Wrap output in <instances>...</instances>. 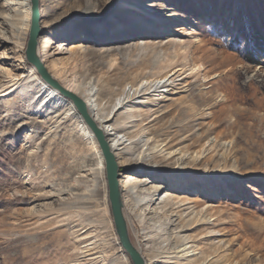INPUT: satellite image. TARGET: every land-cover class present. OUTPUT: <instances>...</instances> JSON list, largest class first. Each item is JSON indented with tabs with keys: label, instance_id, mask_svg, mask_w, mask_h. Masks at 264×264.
<instances>
[{
	"label": "rangeland",
	"instance_id": "1",
	"mask_svg": "<svg viewBox=\"0 0 264 264\" xmlns=\"http://www.w3.org/2000/svg\"><path fill=\"white\" fill-rule=\"evenodd\" d=\"M24 2L0 0V264H133L95 134L65 96L41 102ZM40 3L48 71L121 132L147 264H264V0Z\"/></svg>",
	"mask_w": 264,
	"mask_h": 264
},
{
	"label": "water",
	"instance_id": "2",
	"mask_svg": "<svg viewBox=\"0 0 264 264\" xmlns=\"http://www.w3.org/2000/svg\"><path fill=\"white\" fill-rule=\"evenodd\" d=\"M31 5L32 20L25 52L26 58L28 62L36 68L39 75L46 83L57 89L62 95L73 102L76 109L79 111L81 116L95 134L105 160L108 183V199L111 204L115 229L119 237V241L125 251L129 254L133 264H147L146 260L143 258L139 250L132 244L129 237L128 224L123 213L124 204L122 201V191L120 184V178L122 174L120 173L117 156L111 149L103 129L91 116L86 100L81 95L67 89L64 85H62L55 77H53V75L45 67L44 62L41 60L39 56V39L42 36L43 29L41 27L40 0H31Z\"/></svg>",
	"mask_w": 264,
	"mask_h": 264
},
{
	"label": "bare ground",
	"instance_id": "3",
	"mask_svg": "<svg viewBox=\"0 0 264 264\" xmlns=\"http://www.w3.org/2000/svg\"><path fill=\"white\" fill-rule=\"evenodd\" d=\"M24 15H25V17L26 18H29L30 19V17H31V12H32V7H31V3H30V0H25V2H24ZM25 26H26V28H24V30H22V33H24V34H26V32L27 31H25V30H27V27L29 26V24H25ZM45 51V46H43V48H41V46H40V49H39V56H40V58H41V60H42V58H43V55H44V52ZM45 67H46V65H45ZM47 68V67H46ZM48 84V83H47ZM47 84L44 82L42 85L44 86V88H47V90H49V94H48V96H45V98L41 101L42 102V104H44L45 103V99L47 98V97H49L50 95L51 96H59L60 98H63V96L64 95H62L61 93H59L58 91H57V89H54V87H52L51 85L50 86H47ZM78 85H75V84H67V86H65L67 89H69V90H72L73 92H75V93H77V94H79L78 92H79V87H77ZM46 90V91H47ZM91 88H87V89H84L83 90V92H84V95H81L85 100H86V102H87V104H88V108H89V112H90V114H91V116L93 117V119L96 121V123L99 125L100 124V107H99V105H98V103H96V100L94 99L93 100V98H92V94H91ZM4 94H6V91H4V92H2V93H0V97H2ZM80 95V94H79ZM121 97H119V98H117V102H119L120 103V101H121ZM73 103V102H72ZM116 104H118V103H116ZM101 122H103V120H101ZM109 126V125H108ZM111 126V125H110ZM110 128V127H109ZM102 129H103V132L106 134V136H107V140H108V142H109V145H110V147H111V149L113 150V152L115 153V150H117V149H119V148H117L116 147V145H117V143H119V142H121V137L119 136V134H121V132L120 133H118L117 134V131H111V130H113L114 128L113 127H111V129L109 130V129H104L103 127H102ZM92 134V133H91ZM130 139V138H129ZM119 145H121V143L119 144ZM126 149H128V148H126ZM118 154V153H117ZM100 164H101V166L103 167V162L101 161L100 162ZM122 187V186H121ZM131 189H133V188H127V190H131ZM130 198V197H129ZM122 201L124 202V195L122 194ZM192 201H196V198L195 199H193ZM180 202H182V200L181 199H179L178 201H176V199H174V201H172V202H170L171 203V205H173V204H178V203H180ZM169 204V203H168ZM167 204V205H168ZM133 210H134V208H133ZM163 212H162V215L163 216H165L166 215V213L168 212V210H166V211H164V209H161ZM173 211H175V210H173ZM123 213H124V216H125V219H126V221H127V224H128V230L130 231L129 232V237H130V239H131V242H132V244L135 246V248H137L138 250H139V252L141 253V255L143 256V258L145 259V257H144V255H143V252H142V248H141V246H140V244L136 241L137 239H138V226H137V223H136V221H135V219H134V217H132L131 215H132V211H128V210H126V208H125V205H124V209H123ZM159 231H160V233L157 235V236H159V235H161V233L163 232V228H159ZM131 234H132V236L135 238H132V236H131ZM144 240H147V238L146 239H144ZM154 241H157L158 242V240H155V239H153L152 240V242H154ZM141 245H142V243H141ZM205 258V257H204ZM205 261V260H204ZM146 263H147V261H146Z\"/></svg>",
	"mask_w": 264,
	"mask_h": 264
}]
</instances>
